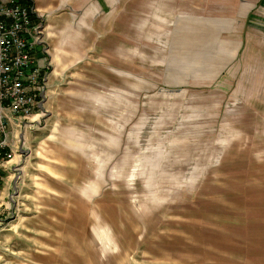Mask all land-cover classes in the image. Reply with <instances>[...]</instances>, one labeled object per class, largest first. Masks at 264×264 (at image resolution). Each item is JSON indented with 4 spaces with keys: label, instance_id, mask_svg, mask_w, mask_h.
<instances>
[{
    "label": "rangeland",
    "instance_id": "rangeland-1",
    "mask_svg": "<svg viewBox=\"0 0 264 264\" xmlns=\"http://www.w3.org/2000/svg\"><path fill=\"white\" fill-rule=\"evenodd\" d=\"M34 2L49 65L9 126L0 264H264L262 0Z\"/></svg>",
    "mask_w": 264,
    "mask_h": 264
},
{
    "label": "built area",
    "instance_id": "built-area-1",
    "mask_svg": "<svg viewBox=\"0 0 264 264\" xmlns=\"http://www.w3.org/2000/svg\"><path fill=\"white\" fill-rule=\"evenodd\" d=\"M34 0H0V168L15 147L9 126L21 125L38 106L50 56Z\"/></svg>",
    "mask_w": 264,
    "mask_h": 264
},
{
    "label": "crops",
    "instance_id": "crops-1",
    "mask_svg": "<svg viewBox=\"0 0 264 264\" xmlns=\"http://www.w3.org/2000/svg\"><path fill=\"white\" fill-rule=\"evenodd\" d=\"M112 3H114V2H112ZM261 3H262L261 5H264V0H262ZM242 19H244V21L246 23V29L247 30H253L254 31L255 29H257V31H259V33L257 32V34L262 36V37H257V39H255L256 41L250 42L251 46L256 47V45H258L260 47H263L262 44H264L263 43L264 35H262V34H264V13L261 14L260 12H258L256 10L254 11V10L248 9V10H246V12L243 13ZM263 49H264V47H263ZM259 57L257 58V60H259ZM261 84H262V86L264 85V83L262 81H261ZM107 152H109V151L107 150ZM218 155L219 154H217V156Z\"/></svg>",
    "mask_w": 264,
    "mask_h": 264
},
{
    "label": "bare ground",
    "instance_id": "bare-ground-1",
    "mask_svg": "<svg viewBox=\"0 0 264 264\" xmlns=\"http://www.w3.org/2000/svg\"><path fill=\"white\" fill-rule=\"evenodd\" d=\"M38 114H39V113H34V114H32V118L35 119V118L37 117ZM8 157H12V155H11V156H5V157H3L4 165H5L6 160L8 159Z\"/></svg>",
    "mask_w": 264,
    "mask_h": 264
}]
</instances>
